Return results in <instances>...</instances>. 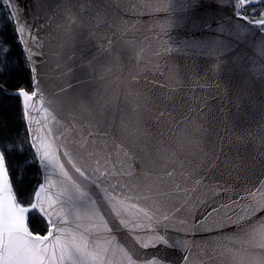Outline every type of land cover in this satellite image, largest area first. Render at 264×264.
I'll return each instance as SVG.
<instances>
[{
	"label": "snow or ice",
	"instance_id": "obj_1",
	"mask_svg": "<svg viewBox=\"0 0 264 264\" xmlns=\"http://www.w3.org/2000/svg\"><path fill=\"white\" fill-rule=\"evenodd\" d=\"M0 10L7 12L5 21L12 25L15 42L25 45L33 81L31 91L15 90L22 98L26 139H10L7 123H0V264H194L180 239L172 235L180 231L173 220L184 210L174 201L193 191L187 181L227 191L232 179H243L253 170L264 172V155L254 157L248 146L252 123L264 125V0H148L140 10L159 21V31L152 33L147 49L137 48L134 41L121 43L117 30L122 9L113 0H0ZM26 30L41 49V32L49 40L72 44L69 71L84 84L82 100L89 108L87 93L99 94L104 88L95 82L98 68L116 57L115 66L107 71L131 70L134 84L121 92L142 95L147 90L148 95L133 111L141 120L145 116L155 120L159 127L144 150L133 151L119 142L114 127L109 131L112 113L108 108L78 138L75 132L69 136L58 128L60 120L54 109L37 108L44 93L34 64L44 61H35L34 56L46 58L47 53L27 46ZM101 35L98 43H92ZM85 49L87 55L76 63L77 54ZM10 50L0 37L5 61ZM119 113L117 105L112 119ZM25 143L33 154L21 168L36 163L46 173L51 169L60 178L55 198L41 197L54 187L46 178L28 205L18 201L9 156L22 155ZM177 144L183 154L160 175L159 188L145 196L135 187L144 152L156 150L158 145L175 152ZM189 164H198L199 172H189ZM261 189L264 181L245 188L231 205H222L230 209L227 223L233 230L219 231L218 240L244 230L264 229V194L250 211H236L250 197L256 199L255 193ZM207 203V217L220 210L214 201ZM29 212H38L47 220L46 234L29 230ZM73 215L77 221H87L76 224L84 227L83 233L60 227L72 223ZM94 229L109 234L106 246L90 242L89 233ZM117 232L126 234L132 243H120ZM197 261L216 264L215 247Z\"/></svg>",
	"mask_w": 264,
	"mask_h": 264
},
{
	"label": "water",
	"instance_id": "obj_2",
	"mask_svg": "<svg viewBox=\"0 0 264 264\" xmlns=\"http://www.w3.org/2000/svg\"><path fill=\"white\" fill-rule=\"evenodd\" d=\"M20 2L27 3L28 0H20ZM46 2L47 0H41V3ZM147 2L148 0H113V3L122 9V20L119 21L120 27L117 30L121 43L134 41L137 48L143 46L147 49L148 39L154 31H159L157 27L159 21L140 10ZM39 22L32 21L31 23L38 24ZM39 34L44 40L43 49L35 45L27 30L25 32L27 46L32 47L34 52L44 51L47 53L46 58L39 55L34 56L35 61H44L43 63L34 64L41 76V88L44 93V99L37 103V108L48 107L50 110L54 109L60 120L58 128L61 131H66L69 136H73L75 132L76 138H78L79 134L90 126V122L103 118L105 108L111 111L112 117H116V108L119 105V116L116 119L109 117V131H112L114 127L119 142L127 145L133 151L140 152L144 150V144L159 131V127L155 120H151L147 116L141 120L133 111L142 102V97L148 95L147 90L142 95L135 93L127 95L121 92L122 88L134 84L131 70L124 71L117 68L114 74L107 71L106 69L115 66L116 57L112 58L111 63H106L104 68H98L95 82L104 88L100 90L99 94L96 92L87 93L88 102L91 105V108H89L85 106L82 100V97L86 94L84 84L76 79L72 71H69V66L73 64V61L69 60V56L73 51L72 44L70 42L57 43L54 40L45 38L42 32ZM99 39H102V35L92 43H98ZM22 47L24 49L25 45L22 44ZM152 47H155L154 43ZM24 53L26 55L25 51ZM86 55L87 49L78 53L75 58L76 63H79ZM145 55H148L147 50ZM170 86H174V84ZM153 87V85L147 86V88ZM20 100L22 104V98ZM34 115L36 114L34 113ZM260 119L259 113H256V121ZM36 127L37 125L34 123L33 128ZM100 142L103 143V141ZM248 146L254 157L260 158L264 155V125L257 122L252 123ZM182 154L183 149L180 144H177L175 152L167 151L165 146L159 145L156 150L145 151L141 163V176L136 181L135 187L145 196L156 191L159 188L160 175L166 168L176 163L177 156ZM40 170L42 183L47 178L54 185L48 192L41 193V197L51 195L55 198L59 193L60 178L51 169L46 173L40 166ZM199 170L198 164L196 166L188 165V171L193 175ZM259 181H264V172L259 170H253L243 179H232L227 191L217 190L215 185H196L190 179L187 181L193 191L189 192L183 200L174 201L179 205H183L184 210L178 213L176 219L173 220V224L180 231H173L172 235L180 239L183 247L192 255L194 264H198L197 258L204 259L205 253L210 255L212 246L215 247L217 255L216 264H264V229L244 230L234 233L225 240H218L216 235L221 230L224 232L233 230L227 223L230 209L222 207V205H231L234 199H239V196L244 193L245 188H253ZM262 194H264V189L255 193L256 199L250 197L246 204L236 206V211L240 212L241 208L244 211H250L251 208L256 207V201L260 199ZM209 201H214L215 206L220 209L218 212L213 213L211 217L205 215L208 211L207 202ZM144 202L151 203L150 200ZM55 207L59 208V205ZM64 207H71V204H65ZM105 215H107V212H105ZM52 219L56 221L57 217L54 215ZM71 220L72 223L68 225L61 224L60 227H67L69 232L72 233H83L84 227L77 228L76 224H87V221H77L75 215L71 217ZM234 220L235 217H233ZM45 221L48 224L46 219ZM115 234L117 240L123 245L128 246L132 243L126 234L122 232ZM108 235L102 230L94 229L89 233V240L93 245L104 247ZM68 239L70 240L71 237L69 236ZM110 256L111 252H109Z\"/></svg>",
	"mask_w": 264,
	"mask_h": 264
},
{
	"label": "trees",
	"instance_id": "obj_3",
	"mask_svg": "<svg viewBox=\"0 0 264 264\" xmlns=\"http://www.w3.org/2000/svg\"><path fill=\"white\" fill-rule=\"evenodd\" d=\"M7 12L0 10V37L4 43L11 46L7 61L0 53V123H7L5 131L9 133L12 140H25L28 131L25 126V118L21 100L15 95V90L25 88L31 91L32 79L30 65L26 60L22 44L16 43L12 25L6 24ZM23 154H12L9 156V171L11 181L17 193L18 201L28 205L32 195L41 184V170L38 164L30 163L21 168L25 159L31 160L33 149L28 143L23 145ZM28 227L33 234L44 235L49 225L37 212H30L28 215Z\"/></svg>",
	"mask_w": 264,
	"mask_h": 264
}]
</instances>
